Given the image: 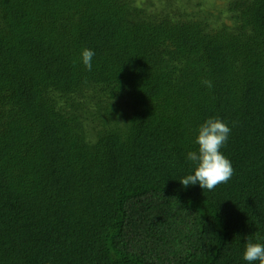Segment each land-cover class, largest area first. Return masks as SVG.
Returning a JSON list of instances; mask_svg holds the SVG:
<instances>
[{
  "label": "trees",
  "instance_id": "obj_1",
  "mask_svg": "<svg viewBox=\"0 0 264 264\" xmlns=\"http://www.w3.org/2000/svg\"><path fill=\"white\" fill-rule=\"evenodd\" d=\"M209 117L234 169L212 191L179 180ZM247 239L264 0H0V264H249Z\"/></svg>",
  "mask_w": 264,
  "mask_h": 264
},
{
  "label": "clouds",
  "instance_id": "obj_2",
  "mask_svg": "<svg viewBox=\"0 0 264 264\" xmlns=\"http://www.w3.org/2000/svg\"><path fill=\"white\" fill-rule=\"evenodd\" d=\"M94 55V51L88 48L81 52V61L89 71L92 69ZM202 83L208 88L212 87L211 81L205 80ZM230 132L231 128L219 118L209 117L199 126L193 141L198 149L187 153V159L194 168L192 173L179 179L183 186L199 184L202 189L212 191L232 178L234 169L231 161L220 151L228 141ZM243 259L249 264L254 261L264 264V243L247 239Z\"/></svg>",
  "mask_w": 264,
  "mask_h": 264
}]
</instances>
